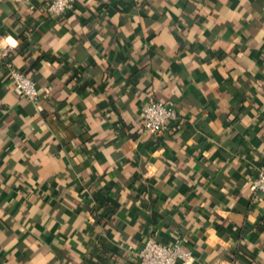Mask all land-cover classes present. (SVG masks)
Wrapping results in <instances>:
<instances>
[{"label": "crops", "instance_id": "0c3cea01", "mask_svg": "<svg viewBox=\"0 0 264 264\" xmlns=\"http://www.w3.org/2000/svg\"><path fill=\"white\" fill-rule=\"evenodd\" d=\"M50 1L0 0V264H139L175 234L188 264H264V0Z\"/></svg>", "mask_w": 264, "mask_h": 264}, {"label": "built area", "instance_id": "2783aa9c", "mask_svg": "<svg viewBox=\"0 0 264 264\" xmlns=\"http://www.w3.org/2000/svg\"><path fill=\"white\" fill-rule=\"evenodd\" d=\"M76 1L51 0L46 11L52 16H57L72 9ZM6 68L7 76L13 83L16 93L30 100L38 110H41L43 97L48 89H41L31 74L18 68L13 61H7ZM141 116L145 131L154 135L166 133L170 125L178 120L177 103L164 102L148 94L142 105ZM252 187L264 191V165L252 180ZM174 237L173 242L163 243L150 236L141 248L133 250L134 248L130 246L128 249L134 252L139 264H188L193 257L192 251L184 246L183 238L179 234H175Z\"/></svg>", "mask_w": 264, "mask_h": 264}, {"label": "clouds", "instance_id": "9594fccd", "mask_svg": "<svg viewBox=\"0 0 264 264\" xmlns=\"http://www.w3.org/2000/svg\"><path fill=\"white\" fill-rule=\"evenodd\" d=\"M6 43H8V44H12L13 46H15L16 43H17V41H15V40L12 39V38H8V40L6 41Z\"/></svg>", "mask_w": 264, "mask_h": 264}, {"label": "trees", "instance_id": "16d2710c", "mask_svg": "<svg viewBox=\"0 0 264 264\" xmlns=\"http://www.w3.org/2000/svg\"><path fill=\"white\" fill-rule=\"evenodd\" d=\"M65 13V12H64ZM63 14V13H62ZM61 15V14H60ZM10 61H12V60H10ZM7 63V62H6ZM19 68V67H18ZM77 75V71L76 72H74L72 75H71V77L73 78V77H77L76 76Z\"/></svg>", "mask_w": 264, "mask_h": 264}]
</instances>
